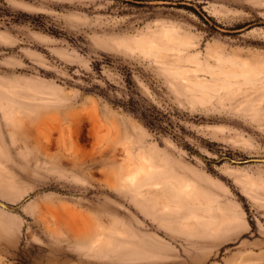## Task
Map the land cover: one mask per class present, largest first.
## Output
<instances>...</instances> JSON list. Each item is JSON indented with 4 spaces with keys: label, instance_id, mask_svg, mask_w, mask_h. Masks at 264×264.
I'll list each match as a JSON object with an SVG mask.
<instances>
[{
    "label": "rangeland",
    "instance_id": "rangeland-1",
    "mask_svg": "<svg viewBox=\"0 0 264 264\" xmlns=\"http://www.w3.org/2000/svg\"><path fill=\"white\" fill-rule=\"evenodd\" d=\"M241 61L230 88L208 73ZM262 81L264 0H0V264H264ZM128 90L176 131L111 101ZM124 144L160 190L123 175Z\"/></svg>",
    "mask_w": 264,
    "mask_h": 264
},
{
    "label": "bare ground",
    "instance_id": "bare-ground-1",
    "mask_svg": "<svg viewBox=\"0 0 264 264\" xmlns=\"http://www.w3.org/2000/svg\"><path fill=\"white\" fill-rule=\"evenodd\" d=\"M161 35H162L165 39H168V40H174V39H175L177 42H174V43H177V44H178V42L181 43V44H183V45H187L188 43H190V41H188V40H186V39H183L181 36L176 35V34H175V31H174L173 28H169V27H165V28H163V29H162V32H161ZM144 37H145V36H143V37L141 36L140 38H138V40H139V41L142 40L143 42H145L144 40H147V39H145V38H147V37H145V38H144ZM151 37H152V36H151ZM151 37H150V38H151ZM152 38H153V39H152ZM152 38H151V40H149V38H148V40H147V43H148V41H149L148 46H150V47H154V46H155V47H158L159 44L154 40V37H152ZM155 39H156V38H155ZM160 39H163V38H161V36H160ZM136 40H137V39L135 38V40H133V41L137 42L136 44L139 46V44H138L139 41H136ZM143 42H140V43L144 44ZM163 42H164V39H163ZM167 42H169V41H167ZM167 42L165 41L164 43L167 44ZM170 42H172V41H170ZM147 43H146V44H147ZM164 43H162V44H164ZM172 43H173V42H172ZM172 43H168V44H172ZM142 44L140 45V47L142 46ZM146 44H145V45H146ZM145 45H144V46H145ZM172 45H174V44H172ZM172 45H171V46H172ZM163 46H165V44H164ZM166 46H168V45H166ZM142 47H143V46H142ZM145 48H146V47H145ZM163 48L166 49V47H163ZM170 48H171V47H170ZM172 48H174V47H172ZM179 48H180V47H179ZM143 49H144V48H143ZM146 50H147V48H146ZM166 50H169V49H166ZM170 50H171V49H170ZM172 50L174 51L175 49H172ZM148 51H150V50H148ZM175 51H176L175 54H179V53H180V52H179L180 50L178 51L179 53L177 52V49H176ZM181 53H182V52H181ZM176 56H177V55H176ZM175 58H176V57H175ZM178 58H179V57H178ZM180 58H182V57H180ZM180 58H179V59H180ZM215 58L217 59V61H218V60H220V61H221V60H222V61H223V60H227V61H223V63H222V61H221V63H222L223 65H224V63L226 64V62H227V65H228V61H230V63H231L232 65H233V63H235L234 61H232L231 59H228V58H224V57H220V56H217V57H215ZM179 59H178V60H179ZM187 59H188V60H185V61H188V62H189L190 60H192V61H193V62L191 61L192 63H194V61H195L196 64H195V63H194V64H195V66L197 65V67L199 68V71H201V69H203V68L200 66L199 60H197V58L195 57V55H191L190 57H187ZM254 59H255V58H254ZM176 60H177V59H176ZM258 60H259V59H258ZM183 61H184V60H183ZM185 61H184V62H185ZM192 63H191V64H192ZM219 63H220V62H219ZM230 63H229V64H230ZM238 63H239V62H238ZM238 63H237V62L235 63L236 66L238 65ZM194 64H193V65H194ZM231 64H230V65H231ZM240 64H241V67H239L240 70H239V69L237 70L236 68H235L236 70H230V68H232V67L234 68V66H231V67H230V65H229L227 68H223L224 66H223V67L218 66L217 69H209V70H208V71H209L208 73H210L211 75H217V76H220V79H221V82H220V83H221V85H223V86H225V87L227 86V88H230L229 86H232V84H233V82L230 81V80L232 79L233 76L237 77L236 75L240 74V75H242L241 78L244 77V81H245V80H247V79L249 78L248 75L251 74V71H250V69H251V63H250V62H248V61H247V62H246V61H245V62L241 61ZM219 65H220V64H219ZM227 65H226V66H227ZM190 67H191V66H190ZM197 67H196V68H197ZM229 67H230V68H229ZM191 68H192V67H191ZM233 68H232V69H233ZM182 69H183V67H182ZM189 69H190V68H189ZM228 69H229L230 71H229ZM193 70H194V68H193ZM182 71H183V70H182ZM185 71H186V70H185ZM188 71H189V70H188ZM188 71H187V72H188ZM196 71L199 72L197 69H195V72H196ZM177 72H179V71H177ZM183 72H184V71H183ZM201 72H202V71H201ZM201 72H200V73H201ZM180 73H181V70H180ZM189 73H190V71L188 72V74H189ZM204 73H205V72H204ZM208 73H205V74H208ZM182 74H183L184 79H186L187 76H188V75H186V72H185V74H184V73H182ZM221 74H222V75H221ZM185 75H186V76H185ZM181 76H182V75H181ZM197 76H198V75H197ZM230 76H232V77H230ZM189 77H190V76H188V78H189ZM194 77H195V75H194ZM229 77H230V78H229ZM235 77H233L234 80L236 79ZM239 77H240V76H239ZM239 77H238V78H239ZM188 78L186 79V80L189 81V82L186 81V82L189 83L188 86L191 85V87L194 86L195 88H197V89H198V93L201 94V95H202L203 91H205V90L207 89V87H208L209 85L211 86L212 84H214V83H212V82L210 83V81H206L203 77H202V78H201V77H196V78H192V77H190V78L193 79V80H190V79H188ZM238 78H237V79H238ZM241 80H242V79H241ZM235 81H236V80H235ZM208 82H209L210 84H209ZM213 82H214V81H213ZM237 82H238V81H237ZM243 83H244V82H243ZM208 84H209V85H208ZM221 85H220V88H221ZM210 86H209V87H210ZM214 86H215V85H214ZM214 86H213V87H214ZM223 86H222V87H223ZM237 86H239V89H240V85H237ZM191 87L188 88V89H191ZM213 87H212V88H213ZM259 87H261V88L264 87V81L261 82V84L259 85ZM231 88H233V87H231ZM235 88L237 89V87H235ZM235 88H234V89H235ZM241 88H242V87H241ZM192 89H193V88H192ZM254 89H255V88H254ZM199 90H201L202 93H201V91L199 92ZM207 90H208V89H207ZM207 90H206V92H208V94H209V93H211V90H212V89H209L210 92H209V90H208V91H207ZM194 91L197 92L196 89H195ZM212 92H213V91H212ZM250 92H251V91H249L248 94H249ZM198 93H197V94H198ZM197 94H196L195 96H197ZM199 94H198V97H197V98H199ZM204 94H206V93H203V96H204ZM213 94H214V92H213ZM209 96H210V95H209ZM211 96H212V93H211ZM211 96H210V97H211ZM204 97H207V99H208V96H204ZM204 97H203V98H204ZM197 98H196V99H197ZM201 98H202V97H201ZM0 99H1V98H0ZM3 100H4V99H3ZM3 100L1 99L2 102H3ZM199 100H200V98H199ZM201 100H202V99H201ZM203 100H204V99H203ZM6 104H7V102L5 103V105H6ZM0 105H2V103H1ZM2 106H3V105H2ZM2 106H1V107H2ZM6 106H7V105H6ZM6 108H8V107H6ZM1 109L4 111L3 107H2ZM7 110H8V109H7ZM3 111H2V112H3ZM4 113H5V111H4ZM125 145H126V144L122 145V146L124 147V150H125L126 147H129L128 145L125 147ZM122 146H121V149H122ZM0 148H1V146H0ZM0 150H1V149H0ZM124 150H121V153H122V151L124 152ZM126 150H127V148H126ZM126 150H125V151H126ZM136 152H137V153H136ZM124 154H125V153H124ZM121 156H122V155H121ZM123 158H124V161L121 162V163H122L121 166H124L123 169H122V170L124 171V174H123V175H124L126 178H130V179H132L131 182H133V178L135 177L136 174H137L136 176H139V175L141 174V175H142V178H144V176H145L146 178H148L149 175H151L152 172H154V171H156V170L159 171L158 169H155V168H154V166H153V162H152V158H151V155H150L148 152L144 151V150H141V151H140V150H136L135 153H134V151L132 152V151L128 150V151H126V156H125V157H123V156L121 157V159H123ZM125 159H126V160H125ZM121 161H122V160H121ZM125 162H126V165H125ZM137 162H138V163H137ZM123 164H124V165H123ZM129 166H130V167L133 166L132 169H134V170H133V171H132V169H131V171L128 170ZM121 168H122V167H121ZM137 172H140V174L138 175ZM120 175H122V174H120ZM123 175H122V176H123ZM171 175H173V174H170L169 176H171ZM124 176H123V179H124L123 181L126 180V178H125ZM147 176H148V177H147ZM169 176H168L167 178L170 179ZM120 177H121V176H120ZM139 177H140V176H139ZM172 177H174V181H175V177H177V175L175 174V175H173ZM172 177H171V178H172ZM181 177H182V175H181ZM184 177H185V176H184ZM142 178L140 177V178L138 179V178L136 177V179H138V180H134V182L137 183V182H138L139 180H141ZM146 178H145L141 183H137L136 185H137V186H143V185H145V186H147V188H148V186H151V187H150V188H152L151 190H156L157 188H159V187L162 185V181H158L159 179H157V180H155V181H150L151 183H149L148 179H146ZM178 178H180V177H178ZM178 178L176 179V181L180 183V181H179L180 179H178ZM134 179H135V178H134ZM172 179H173V178H172ZM183 179H184V178H183ZM185 179H186V178H185ZM187 179H188V178H187ZM249 180H251V178H250ZM121 181H122V178H121ZM128 181H129V180H126L124 185H123L122 183H121V184H122L123 186H127ZM185 181H187L189 184L192 183V184H191L192 186H190V185H189V186L192 188L193 185H194V188H195V185H196V184H193V181H192L191 179H190L189 181H192V182H189L188 180H185ZM252 181H253V180H252ZM164 182H166V181H164ZM167 182H169V180H167ZM177 182H176V183H177ZM123 183H124V182H123ZM126 183H127V184H126ZM135 183H133V184H135ZM173 183H174V182H173ZM183 183H184V181H183ZM185 183H186V182H185ZM253 183H254V182H253ZM129 184H130V183H129ZM129 184H128V185H129ZM131 184H132V183H131ZM147 184H150V185H147ZM169 184H172V182L170 181ZM177 184H178V183H177ZM186 185H187V183H186ZM133 186H135V185H133ZM162 186H163V185H162ZM189 186H188V187H189ZM173 187H174V185H173ZM179 187H180V186H179ZM182 187H183V185L181 186V188H182ZM196 187H197V185H196ZM136 188H139V190H140V188H143V187H136ZM144 188H145V187H144ZM147 188H146V189H147ZM150 188H149V189H150ZM153 188H154V189H153ZM155 188H156V189H155ZM160 188H161V187H160ZM160 188H159V190H160ZM176 188H178V186L175 187L174 190H176ZM184 188H185V186H184L183 189H182V190H184V192H185L186 189H188V191H189L190 193H193V192L190 191L191 189L189 190V188H186V189H184ZM194 188H193V189H194ZM149 189H148V190H149ZM163 189H164V188H163ZM178 189H180V188H178ZM193 189H192V190H193ZM199 189H200V188H199ZM199 189H198V191H199ZM139 190H138V191H139ZM143 190H144V189H143ZM167 190H168V189H167ZM167 190H166V191H167ZM169 190H170V189H169ZM169 190H168V192H169ZM180 190H181V189H180ZM180 190H179V193H180ZM194 190H195V189H194ZM141 191H142V190H141ZM177 191H178V190H176V192H177ZM200 191H201V190H200ZM143 192L145 193V191H143ZM157 192H158V191H157ZM157 192H156V193H157ZM159 192H160V191H159ZM161 192L163 193L164 191L161 190ZM171 192H173V191H171ZM176 192H173V193H175V195H176V194H177ZM184 192L182 191L181 193H184ZM189 192H188V193H189ZM140 193H141V192H140ZM146 193H147V191H146ZM148 193H149V192H148ZM154 193H155V192H154ZM173 193H172V194H173ZM181 193H180V194H181ZM190 193H189V196H190ZM196 193L198 194V192H195V195H196ZM137 194H138V193H137ZM150 194H151V193H150ZM159 194H160V193H159ZM167 194H169V193H167ZM200 194H201V193H200ZM143 195H144V194H143ZM151 195H152V194H151ZM164 195H166V194H164ZM164 195H163V196H164ZM191 195H192V194H191ZM137 196H138V195H137ZM144 196H145V195H144ZM158 196H159V195H158ZM160 196H161V195H160ZM168 196H170V195H168ZM173 196H174V195H173ZM176 196L179 197L178 194H177ZM181 196H182V195H181ZM184 196H185V194H184ZM140 197H141V196H140ZM142 197H143V196H142ZM154 197H155V195H154ZM156 197H157V196H156ZM156 197H155V199H156ZM165 197H166V196H165ZM165 197H164V199H166ZM177 197H176V198H177ZM186 197H187V196H186ZM191 197L194 198L195 196L192 195ZM191 197H190V198H191ZM196 197H198V196H196ZM196 197H195V198H196ZM202 197H203V196H202ZM174 198H175V197H174ZM174 198H173V199H174ZM179 198H180V197H179ZM195 198H194V199H195ZM152 199H153V198H152ZM167 199H169V198H167ZM182 199H185V197H184V198L182 197ZM186 199H188V198H186ZM196 199H197V198H196ZM196 199H195V201L197 202L199 199H198V200H196ZM180 200H181V199H179V201H180ZM189 200H190V199H189ZM200 200L202 201V199H200ZM200 200H199V202H201ZM152 201H154V200H152ZM156 201L158 202V199H157ZM168 201H169V200H168ZM170 201H171V200H170ZM173 201H178V200H173ZM186 201H187V200H186ZM193 201H194V200H193ZM189 202H191V201H189ZM203 202H205V201L203 200ZM154 203H155V202H154ZM158 203H159V202H158ZM173 203L176 204L175 202H173ZM152 204H153V203H152ZM156 204H157V203H156ZM162 204H164V206L167 205V203L165 204V203H163V202H162ZM162 204H161V205H162ZM169 204H170V203H169ZM198 204H200V203H198ZM201 204H202V202H201ZM170 205H171V204H170ZM170 205H168L167 207H169ZM190 205H191V204H190ZM196 205H197V204H195L194 207H195ZM152 206H154V205H152ZM175 206H176V205H175ZM203 206H205V205H203ZM157 207H158V205H157ZM167 207H165L164 210H167V209H168ZM177 207H180V206L178 205ZM190 207L192 208V206H190ZM166 208H167V209H166ZM172 209H173V207H172ZM220 209H221V208H220ZM162 210H163V208H162ZM209 210H210V208H209ZM223 210H224V209H223ZM223 210H221V211H223ZM203 211H204V210H203ZM210 211H211V210H210ZM219 211H220V210H219ZM221 211H220V212H221ZM204 212H205V211H204ZM194 213H195V215H196V212H194ZM202 213H203V212H202ZM205 213H206V212H205ZM222 213H223V212H222ZM223 214H224V213H223ZM224 215H225V214H224ZM224 215H222V216H224ZM229 215H230V214H229ZM190 216H191V215H190ZM198 216H199V213H198ZM188 217H189V216H188ZM200 217H201V216H200ZM225 217H226V216H225ZM233 217H234V216H233ZM192 218H193V217H192ZM234 218H236V217H234ZM186 219H187V218H186ZM199 219H200V218H198L197 220H199ZM226 219H227V217H226ZM204 220H207V219H204ZM219 220H221V219H219ZM222 220H223V217H222ZM228 220H229V219H228ZM99 228H100V227H99ZM100 231H101V230H100ZM120 232H122V231H120ZM98 233H99V232H98ZM119 234H120V233H119ZM121 234H122V233H121ZM101 236H102V234H101ZM103 236H104V235H103ZM103 236H102V237H103ZM101 239H102V238H101ZM98 240H99V239H98ZM150 244H151V243H150ZM150 244H149L148 242L146 243V245H150ZM151 245H152V244H151ZM143 246H145V244H144ZM145 247L147 248L148 246H145ZM150 249H151V248H150ZM147 250H148V249H147Z\"/></svg>",
    "mask_w": 264,
    "mask_h": 264
},
{
    "label": "trees",
    "instance_id": "trees-1",
    "mask_svg": "<svg viewBox=\"0 0 264 264\" xmlns=\"http://www.w3.org/2000/svg\"><path fill=\"white\" fill-rule=\"evenodd\" d=\"M99 69V67H97ZM128 82V81H127ZM127 94H123L122 99H111L114 104H118L127 108L137 115L145 124L156 130L176 131L175 124L169 119L166 112L157 108L152 104H145L134 95L133 91L128 90ZM100 93L109 98L106 92L99 90ZM125 95V96H124ZM127 95V96H126ZM110 99V98H109ZM176 134V133H175Z\"/></svg>",
    "mask_w": 264,
    "mask_h": 264
}]
</instances>
